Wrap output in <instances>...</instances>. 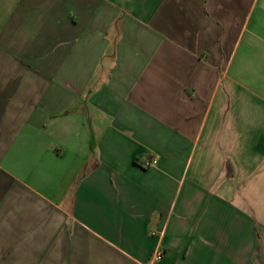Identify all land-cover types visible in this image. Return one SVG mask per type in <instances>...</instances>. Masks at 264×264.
Returning <instances> with one entry per match:
<instances>
[{
  "label": "crops",
  "instance_id": "0c3cea01",
  "mask_svg": "<svg viewBox=\"0 0 264 264\" xmlns=\"http://www.w3.org/2000/svg\"><path fill=\"white\" fill-rule=\"evenodd\" d=\"M0 264H264V0H0Z\"/></svg>",
  "mask_w": 264,
  "mask_h": 264
},
{
  "label": "trees",
  "instance_id": "16d2710c",
  "mask_svg": "<svg viewBox=\"0 0 264 264\" xmlns=\"http://www.w3.org/2000/svg\"><path fill=\"white\" fill-rule=\"evenodd\" d=\"M226 169L229 171V174L232 177L234 175V168H233V165L230 162H228L226 164Z\"/></svg>",
  "mask_w": 264,
  "mask_h": 264
},
{
  "label": "built area",
  "instance_id": "2783aa9c",
  "mask_svg": "<svg viewBox=\"0 0 264 264\" xmlns=\"http://www.w3.org/2000/svg\"><path fill=\"white\" fill-rule=\"evenodd\" d=\"M154 165V162L152 161V160H147L144 164H143V166L145 167V168H149V167H151V166H153Z\"/></svg>",
  "mask_w": 264,
  "mask_h": 264
}]
</instances>
